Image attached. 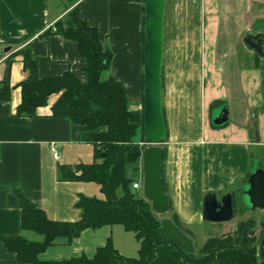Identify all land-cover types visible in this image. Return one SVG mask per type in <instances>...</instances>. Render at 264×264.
I'll use <instances>...</instances> for the list:
<instances>
[{
    "label": "crops",
    "instance_id": "crops-1",
    "mask_svg": "<svg viewBox=\"0 0 264 264\" xmlns=\"http://www.w3.org/2000/svg\"><path fill=\"white\" fill-rule=\"evenodd\" d=\"M74 8L81 20L97 30L100 45L112 54L101 81L111 78L120 82L128 108L143 109L144 0H0V48L4 56L9 55L0 62V83L7 79L10 86L8 100L0 101V239H43L21 228L17 191L49 220L59 222L78 220L75 204L80 196L104 198L93 182L58 180L59 166L91 164L94 149L82 141L81 126L52 116L57 94L37 108L35 117L16 114L21 102L19 84L29 75L23 54L36 63L39 79L69 72L85 81V64L76 43L52 31ZM261 20L264 0H166L162 92L166 143L161 147L165 150L162 166L170 206L167 213L177 216L180 227L183 223L200 227L204 222L206 194L221 198L235 194L238 188L242 191L254 159L264 170L262 73L241 64L237 49L247 35L262 34L250 30ZM191 35L195 36L191 47L197 48L195 62L188 47ZM244 46L246 59L249 53L257 55ZM166 70L170 73L167 87ZM214 102L223 106L213 108L208 117L206 112ZM222 107L228 110V121L212 127L211 120ZM135 141L141 144V133ZM241 202L245 207L242 197ZM235 203L233 197V212ZM108 239L123 256L138 253L133 233L113 225L86 229L69 243L59 238L40 258H91ZM0 264H22L1 240Z\"/></svg>",
    "mask_w": 264,
    "mask_h": 264
},
{
    "label": "trees",
    "instance_id": "trees-1",
    "mask_svg": "<svg viewBox=\"0 0 264 264\" xmlns=\"http://www.w3.org/2000/svg\"><path fill=\"white\" fill-rule=\"evenodd\" d=\"M52 34V32H48ZM47 33V34H48ZM55 34L76 43L77 51L85 64L86 79L81 82L73 74L39 79L36 63L23 54V65L28 70L27 79L19 84L21 102L16 114L35 117L36 110L47 103V98L57 94L51 107L55 118L67 119L83 129L82 141L93 146L91 164L59 166L60 181L93 182L100 187L103 199L80 196L75 204L79 218L75 222L49 220L45 213L17 191L21 208V228L43 237L40 242L22 237H2L8 251L14 253L22 264H264V245H257L256 221L240 220L236 229L220 237H211L200 251L207 262H199L194 251L186 253L175 243L162 241L163 228L159 215L151 210L150 203L133 190V183L141 179V156L145 150L142 139L143 111L128 108L124 86L111 78L101 81L102 72L109 69L112 54L103 48L98 32L78 16L76 8L66 18L55 24ZM10 86L6 79L0 83V101L9 98ZM223 106L214 102L210 108ZM164 115V112H163ZM165 121V118H164ZM212 127L214 126L212 124ZM141 141H135L138 130ZM166 140V139H165ZM163 151V161L165 150ZM163 165V163H162ZM252 167V166H251ZM261 169V165H258ZM249 172L248 177L250 176ZM247 181V180H246ZM161 183L166 184L161 170ZM232 198L235 197L231 192ZM247 209V208H246ZM170 210V208H169ZM235 211V210H234ZM177 227L180 222L175 214L170 219ZM120 225L133 233L139 248L137 257L118 253L108 239L97 248L91 258L85 255L63 260H43L40 255L59 238L68 243L86 229Z\"/></svg>",
    "mask_w": 264,
    "mask_h": 264
},
{
    "label": "water",
    "instance_id": "water-1",
    "mask_svg": "<svg viewBox=\"0 0 264 264\" xmlns=\"http://www.w3.org/2000/svg\"><path fill=\"white\" fill-rule=\"evenodd\" d=\"M166 0H144V59H143V127L144 144L152 145L141 156L142 197L150 203L151 210L157 215L169 211V202L161 183L163 163L162 148L157 146L166 139V125L163 115V59L165 46ZM244 44L264 59V35H247ZM8 50H4L7 52ZM228 121V110L222 107L211 123L221 127ZM246 208L264 210V170H251L244 191ZM248 205V206H247ZM234 218L232 196L225 194L221 198L213 193L206 194L202 203V220L207 223L221 224ZM162 241L175 243L182 251L192 253L194 246L190 238L169 219L161 220ZM264 245V239L261 243Z\"/></svg>",
    "mask_w": 264,
    "mask_h": 264
},
{
    "label": "rangeland",
    "instance_id": "rangeland-1",
    "mask_svg": "<svg viewBox=\"0 0 264 264\" xmlns=\"http://www.w3.org/2000/svg\"><path fill=\"white\" fill-rule=\"evenodd\" d=\"M250 30L253 31L252 34L258 32V33H262L264 35V20L256 22V24L252 28H250ZM190 37H191V39L188 42V47H190V49L192 48V54L195 55L197 52V48L195 47V45L193 47H191V45L195 42L194 41L195 36L191 35ZM237 49L239 50L241 64H243V65L247 64L248 66L250 65L252 67H255L257 70H259L262 73V84L264 85V60L260 59L257 55H252V53H249V57H247V59H246L243 55H244V52H246L245 50H247V49L245 48L243 42L239 43ZM164 58H165V56H164ZM196 58H197V55H195L193 57L194 62L196 61ZM163 64H164V59H163ZM164 76H165V81H166L165 83H166V87H167V85H168L167 82L170 79V73L166 70ZM194 100H195V98L193 99V104H195ZM211 110L212 109L210 107H208V111L206 112V116L209 117ZM140 133H141V130L139 129L138 134L135 137L136 139H139ZM164 143H166V142H163V144ZM151 146L152 145L145 144L144 148L147 149ZM157 146L163 147L164 145L160 144ZM256 167L258 168L257 158L254 159V162H252L251 170L255 169ZM243 191H244L243 188H242V191L240 188H238L234 192L235 193L234 198H236V203H235L236 208L234 211L235 216L230 222L221 223V225H219L220 227H216V228L214 227L215 226L214 224L207 223V222H202L200 227H197V226L187 227L186 225H184V223L182 224L181 227H179V229L182 231V233L191 239L193 246H194V249H195L194 252L196 253L197 257L199 256V262H203V263L207 262L205 260L206 258L203 255L201 256V254H200V251L203 248L206 241L211 237H220V236H223L225 234L232 233L236 229L237 223L240 220H247L249 218H253L256 221L257 226L254 229H255V234L257 236V245L259 246V242L262 243V241L264 239V210L255 211V210L250 209V208L245 209V207L243 206V204L241 202V197L245 201L246 204H248V203H247V198L244 197V195H243ZM140 192H141V190H140ZM158 218L160 220H163V219H169L170 220L172 218V214L167 213L164 215H159ZM206 226H213V228H215V229H213V228L210 229L209 227H206ZM137 255H138V253L136 251L135 254L132 255V257H137Z\"/></svg>",
    "mask_w": 264,
    "mask_h": 264
},
{
    "label": "built area",
    "instance_id": "built-area-1",
    "mask_svg": "<svg viewBox=\"0 0 264 264\" xmlns=\"http://www.w3.org/2000/svg\"><path fill=\"white\" fill-rule=\"evenodd\" d=\"M52 31L55 32V28H52ZM9 55H3L2 49L0 48V62L3 61L4 59L8 58ZM54 152V158L57 159L58 158V154L53 150ZM142 188V179H140V181H137L135 183H133L132 185V189L133 190H141Z\"/></svg>",
    "mask_w": 264,
    "mask_h": 264
}]
</instances>
